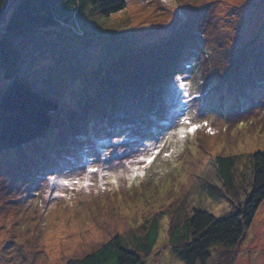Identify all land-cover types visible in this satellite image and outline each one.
<instances>
[{"label":"rangeland","instance_id":"obj_1","mask_svg":"<svg viewBox=\"0 0 264 264\" xmlns=\"http://www.w3.org/2000/svg\"><path fill=\"white\" fill-rule=\"evenodd\" d=\"M126 5L109 18L86 8L13 40L22 77L59 109L42 136L0 151V264H66L111 237L130 241L155 218L147 264H183L170 252V224L237 206L215 155H238L236 183L248 188L247 159L264 153V0ZM5 85L0 76V94ZM213 251L212 264L224 262L226 250ZM224 257L264 264V201Z\"/></svg>","mask_w":264,"mask_h":264},{"label":"trees","instance_id":"obj_2","mask_svg":"<svg viewBox=\"0 0 264 264\" xmlns=\"http://www.w3.org/2000/svg\"><path fill=\"white\" fill-rule=\"evenodd\" d=\"M10 5L11 0H0V23L9 13L0 29V76L6 83L0 94V151L20 147L42 136L51 124L52 114L59 109L55 101L39 94L22 77L20 55L13 40L76 20L86 8L91 14L109 18L127 6L126 0H16L11 8ZM81 48L76 45L65 52ZM65 67L60 65L61 70H66ZM156 75L161 77L155 72V79ZM238 158V155H215L213 159L224 196L237 205L233 211L216 217L205 210H194L191 216L170 224V252L183 264H212L213 248L223 247L226 250L223 253L228 255V250L236 248L250 228L264 201V153H252L247 159V176L243 173L241 176L247 180L248 188L236 183ZM241 194H244L242 199ZM142 229L130 241L121 236L111 237L66 264H147L159 235L158 220L153 219ZM224 256L221 257L224 262L215 263L230 264Z\"/></svg>","mask_w":264,"mask_h":264},{"label":"snow or ice","instance_id":"obj_3","mask_svg":"<svg viewBox=\"0 0 264 264\" xmlns=\"http://www.w3.org/2000/svg\"><path fill=\"white\" fill-rule=\"evenodd\" d=\"M181 87H183V85H181ZM184 123H188L187 119H185ZM197 127H199V125H191V126L188 128V131H189V132H194L195 129H196ZM177 132H178V134L182 137V136L184 135L185 129H184V128H179V129L177 130ZM160 147H163V145L161 144ZM158 150H159V149H157V151H158ZM155 155H156V152H152V153H150V154L147 155V156H141L140 159H141L142 161H144V166H147V165L151 164L152 161H153V159H154V157H155ZM165 155H167V153H165ZM89 171H96V169H89ZM138 172H139L140 175H143V172L140 171L139 168H135V167L132 168V173H133V175L137 174ZM63 183H69V182H68V181H63ZM71 183H73V184H79V183H80V180H74V181H72ZM112 183H116L115 178L112 179ZM84 186H85V187L87 186V177H86V176L84 177Z\"/></svg>","mask_w":264,"mask_h":264}]
</instances>
